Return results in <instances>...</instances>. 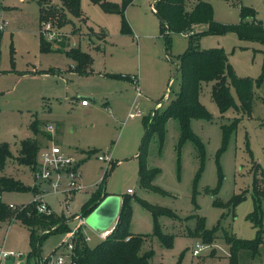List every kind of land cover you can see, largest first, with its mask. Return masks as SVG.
Masks as SVG:
<instances>
[{"label": "rangeland", "instance_id": "1", "mask_svg": "<svg viewBox=\"0 0 264 264\" xmlns=\"http://www.w3.org/2000/svg\"><path fill=\"white\" fill-rule=\"evenodd\" d=\"M106 1L117 6L122 2ZM152 1L132 0L125 7L123 16L130 30L126 34L121 30L119 14L105 13L89 0H80L84 21L68 16L69 22L63 27H52L58 33L49 42L42 27L37 33L39 0H0V6L6 8L5 13L0 10V16L8 23L0 31V144H6L11 155L0 176L32 187V169L16 162L20 142L35 137L44 144V134L55 136L61 149L80 161V190L70 201L72 215L80 214L82 205L102 179L105 197L120 202L126 190L132 191L130 234L150 235L152 230L150 213L139 200L174 214L173 219H157L161 231L172 236L169 249L160 247L154 238L142 243L143 251L153 252L152 264H228L224 235L242 240L255 235L246 217L252 210L254 170L257 169L256 179L260 174L264 176V81L258 86L254 82L260 74L264 46L240 40L233 31L208 34L204 23L191 27L192 33L201 34L195 43L198 49H221L234 76L250 79V111L247 114L238 110L237 96L230 87L236 110L230 108L220 114L210 99L211 83H203L199 102L210 119L189 123L202 145V160L190 141L178 146L179 126L175 119H169L163 127L161 144L153 134L146 148V168L157 172L152 185L162 192L142 190L133 159L143 135L142 120L150 113L160 114L178 93L177 57L188 47L186 36L170 34L169 46L164 50L158 35L159 20L150 9ZM49 2L60 5V0ZM208 2L212 21L219 25L237 24L240 6L252 9L255 19L264 25L262 0ZM40 37L59 51L41 52ZM70 48L90 58L91 73L72 70L73 62L65 53ZM131 76H136V85L128 81ZM105 78L113 80L106 82ZM123 84L128 86L123 92L124 102L109 105L110 95L122 91L119 85ZM82 100L87 102L86 108L81 107ZM31 123L38 127L36 136ZM48 125L54 128L51 133L46 131ZM99 156L108 162L97 161ZM236 196L242 199L231 206L230 200ZM61 198L45 199L56 214H63ZM1 199L8 206L21 207L31 204L33 196L31 192H7ZM201 223L206 232H214L210 245L193 234ZM75 225L76 221L68 222L70 229ZM83 228L87 245L93 247L100 240L87 226ZM262 230L264 240V203ZM65 237V232L45 237L40 255L46 257L55 251ZM0 249L17 255L14 264H28L29 232L21 221L12 219L2 225ZM194 250L197 255L192 254ZM18 255L24 257L20 260ZM238 264H264V249L260 247L259 255L253 259L240 252Z\"/></svg>", "mask_w": 264, "mask_h": 264}, {"label": "trees", "instance_id": "2", "mask_svg": "<svg viewBox=\"0 0 264 264\" xmlns=\"http://www.w3.org/2000/svg\"><path fill=\"white\" fill-rule=\"evenodd\" d=\"M79 1L60 0L59 6H53L49 0H39L38 29L46 22L55 28H61L69 22L68 16L84 21L80 13ZM131 1L122 0L121 4L117 6L106 0H89L90 3L99 6L105 13L119 14L121 30L126 34H130V30L124 19L123 12ZM150 9L159 20L158 35L163 41L164 50L169 46L170 34H182L186 36L188 41L187 49L177 57L176 68L180 78L179 91L160 114L154 112L150 117L142 120L143 135L135 156L139 187L145 191L160 193L162 191L155 188L151 182L157 172L147 169L145 165L146 148L149 138L155 134L159 144H161L164 124L169 119H175L179 126L178 146L186 141H190L199 152L202 160V145L191 132L189 125L191 120L207 121L210 119L209 114L199 102L201 85L203 83H211L210 99L220 114H223L230 108L236 110L230 96V87L235 91L239 104L238 110L241 113H249L253 96L250 79L234 76L221 49L200 50L196 47L195 43L201 34L192 33L191 27L204 23L208 27L206 31L208 34H223L233 31L240 40L254 41L264 46V31L262 30L264 26L255 19V13L252 9L241 6L238 10L237 24L233 26L219 25L212 21V10L208 0H153L150 4ZM39 50L46 52L52 50V48L50 44L40 37ZM65 53L73 62V71L79 74L91 73V60L88 56L76 48H70ZM261 55L260 74L254 81L256 86L264 81V51ZM30 127L36 136L39 133L36 123H31ZM39 149L40 142L35 137L21 141L16 162L19 165L28 166L33 170L36 166ZM10 157L8 146L0 144V172L3 170L6 160ZM256 170H254L253 174L250 196L252 210L246 217L255 230V235L250 240H242L232 235H224L228 264H238L240 252L247 253L253 259L259 255L260 247L264 249L262 237L264 176L260 174L259 179H256ZM102 181L99 182V185L96 186L95 190L82 205L80 210L81 216L87 215L92 206H95L105 197V193L101 189ZM37 190L36 186L26 188L12 178L0 176V229L2 225L10 222L12 219L21 221L29 232L30 259L40 255L39 248L45 237L57 232L67 233L71 230L68 222L72 219L66 218L63 214H39L32 203L25 205V208L21 211L13 212L1 199L3 193L31 192L34 195L37 193ZM241 199L242 197L240 196L232 198L230 205L233 206ZM129 201V195L126 194L120 201L117 218L111 232L93 247H89L87 243L83 242V236L78 231V237L74 243V254L77 264H152L150 261L153 252L149 249L146 251L142 250L144 240L154 238L160 247L165 249L171 247L172 236L161 231L157 219L161 216L173 219L175 218L174 214L168 210L139 200L140 205L150 213L152 230L150 235H133L128 230L131 219ZM198 220L201 222L200 218ZM193 234H198L204 243L210 245L214 232H206L201 223L200 225H196Z\"/></svg>", "mask_w": 264, "mask_h": 264}, {"label": "built area", "instance_id": "3", "mask_svg": "<svg viewBox=\"0 0 264 264\" xmlns=\"http://www.w3.org/2000/svg\"><path fill=\"white\" fill-rule=\"evenodd\" d=\"M264 4V0H262ZM2 18V24L0 25V31H4L8 25L7 21ZM42 33L46 41L51 42L52 39L57 35L54 33L53 26L50 23H43L41 25ZM264 31V27H262ZM131 82L135 83V78H130ZM137 95V93H136ZM80 105L85 106L87 102L85 100L80 101ZM131 117V115H130ZM54 130L52 125L46 127V131L51 133ZM97 161L104 163L108 162L105 157H97ZM79 164L80 161L73 156L65 153L61 147L57 144L50 142L46 147L39 150L37 154L36 166L33 168V179L34 185L37 187V193L33 195L32 204L35 205L37 213L42 215H50L54 213L51 207L46 202L47 196H61L59 201L63 205V215L66 218L76 221V225L66 233V237L63 240L60 247L55 251L48 254L46 257L39 255L36 258L27 257L28 264H77L74 254L75 240L78 237V231L83 236V242L87 243L88 239L83 235V227L85 226V216L72 215L70 208V201L73 195L80 190L78 185L79 177ZM102 180V179H101ZM99 180V182L101 181ZM126 194L131 195V190H126ZM11 210H23L25 205L21 207H16L13 205L8 206ZM113 226L109 227L107 230L96 233L100 240H103L112 230ZM48 233V231H46ZM200 247L198 246V250ZM193 255H197L198 251L194 250ZM21 255H18L20 258ZM8 258H12L13 261L10 264H14L17 255L12 252H4L0 249V264H8Z\"/></svg>", "mask_w": 264, "mask_h": 264}, {"label": "water", "instance_id": "4", "mask_svg": "<svg viewBox=\"0 0 264 264\" xmlns=\"http://www.w3.org/2000/svg\"><path fill=\"white\" fill-rule=\"evenodd\" d=\"M119 201L113 200L110 197H103L95 206H92L90 212L85 215L86 226L94 232H102L113 226L118 210ZM22 258V255L20 256ZM13 259L8 258V264L12 263Z\"/></svg>", "mask_w": 264, "mask_h": 264}, {"label": "crops", "instance_id": "5", "mask_svg": "<svg viewBox=\"0 0 264 264\" xmlns=\"http://www.w3.org/2000/svg\"><path fill=\"white\" fill-rule=\"evenodd\" d=\"M1 8H0V10L3 12V13H5L6 11V8L4 7V6H0ZM2 13V14H3ZM258 21H259V19H257ZM264 26V25H263ZM37 33H38V26H37ZM140 37H144V36H140ZM39 44V43H38ZM52 50H54V51H57V49L56 48H52ZM131 77H134L135 78V83H134V85H136L137 84V79H136V76H131ZM131 77H129V79H128V81L129 82H131V80H130V78ZM106 82H109V80H113V79H109V78H105L104 79ZM132 83V82H131ZM120 86V88L121 89H123L122 91H118V92H113V94H111L110 95V97H109V99H111V101L109 102V105H112V106H114L115 104H119V103H121V102H124L123 100L124 99H122L123 97V92L124 91H127V89L126 88H128V86L126 85V84H123V85H119ZM119 88V89H120ZM82 98L80 97V100H81ZM138 106V105H137ZM81 107L82 108H86L87 107V105H85V106H82L81 105ZM152 112H153V109H152ZM151 116V113L148 115V117H150ZM147 118V117H146ZM142 131H143V125H142ZM45 139H46V141H45ZM42 140L43 141H45L46 143H44V144H40V149L39 150H41V149H43L44 147H46L49 143H50V141L52 142V143H54V144H57L58 142V140L56 139V137L54 136V137H52L51 135H49V136H45L44 135V137L42 138ZM57 142V143H56ZM58 145V144H57ZM139 148V147H138ZM39 152V151H38ZM67 153V152H66ZM38 154V153H37ZM136 154H137V152L134 154V158L133 159H135V156H136ZM136 160V159H135ZM80 165V164H79ZM129 195V194H128ZM33 196V195H32ZM106 196V195H105ZM130 196V195H129ZM120 203V202H119ZM88 228V227H87ZM84 229V228H83ZM89 229V228H88ZM91 230V229H90ZM83 231V230H82ZM92 231V230H91ZM93 234H94V236H96L97 238H98V236L96 235V233L95 232H93ZM98 240H100L99 238H98Z\"/></svg>", "mask_w": 264, "mask_h": 264}]
</instances>
